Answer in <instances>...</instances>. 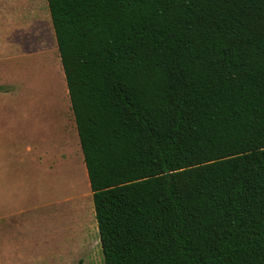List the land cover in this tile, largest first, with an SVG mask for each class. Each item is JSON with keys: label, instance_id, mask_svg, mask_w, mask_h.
Wrapping results in <instances>:
<instances>
[{"label": "trees", "instance_id": "trees-1", "mask_svg": "<svg viewBox=\"0 0 264 264\" xmlns=\"http://www.w3.org/2000/svg\"><path fill=\"white\" fill-rule=\"evenodd\" d=\"M104 264H264V0H47Z\"/></svg>", "mask_w": 264, "mask_h": 264}, {"label": "rangeland", "instance_id": "rangeland-1", "mask_svg": "<svg viewBox=\"0 0 264 264\" xmlns=\"http://www.w3.org/2000/svg\"><path fill=\"white\" fill-rule=\"evenodd\" d=\"M0 85L9 88L2 97L7 102H17L19 113L16 123L9 121L13 118L2 107L0 130H6L7 134L15 129L21 137L15 140L0 132V148L7 149L12 142L15 147L23 145L25 166L32 173L38 192H45L34 198L76 200L92 220V195L44 0H0ZM2 158L0 154V162L7 160ZM17 171L22 173V168ZM8 185V197L14 190L16 197L25 201V192L30 185L33 187V180H26L24 185L15 175ZM30 200L32 204L33 199ZM19 202H8V205L15 206ZM60 222L61 219L44 218V224L59 226ZM63 225L64 219L61 227ZM39 229L42 231V225ZM57 247L40 251L41 264H103L98 249L93 250L90 258L85 248L62 251ZM62 254L67 257L66 261H60Z\"/></svg>", "mask_w": 264, "mask_h": 264}, {"label": "crops", "instance_id": "crops-1", "mask_svg": "<svg viewBox=\"0 0 264 264\" xmlns=\"http://www.w3.org/2000/svg\"><path fill=\"white\" fill-rule=\"evenodd\" d=\"M44 1L48 15L50 31L52 33L54 45L57 49L54 28L51 21L47 0ZM27 7L30 8L31 6ZM8 91V87L0 85V114L5 108L6 110H4L6 111V114L10 113L11 117L13 118L9 121L16 123V118L19 116L18 110L16 111L18 106L17 102H12L11 100L7 102L8 100L2 97L5 92ZM10 104L15 105L16 107ZM8 109H10L9 112H7ZM12 128L14 129V127ZM9 131L10 132L5 134L6 130H0V132H3L8 138H14L16 140L18 136L20 137V132L18 130L14 129ZM9 133L13 134L10 136ZM1 143L2 140H0V144ZM20 143L22 144L21 141ZM0 154L7 159L4 161V158H2L4 162H0V171H2V173H0V264H41L40 251H48L51 246H54L55 248L56 245L58 246L56 249L62 251L63 249H72L73 247L74 249L85 248L86 251H88V257L90 258L93 257V250L98 249L103 259L93 199V221L88 219V215L84 206H81L78 202H76V200L66 202L61 198L52 199L50 197L49 199L47 198V200H37L34 197H37V195L43 194L45 192H38L32 173L25 166L23 145H21V147H15L14 142H12V145L7 149L0 148ZM33 155L34 154L31 153V157ZM20 168H22V173L17 171V169ZM15 175L19 176L24 185L26 180H33V187L30 185L29 191L25 192V201H23V198L20 196V198H17L16 193L14 194V190L11 191V196L8 197V181L9 179H13ZM27 197L33 199L32 204L31 200ZM8 202L19 203H15V206H9ZM46 216L49 218H55V220L61 219L59 226L58 224H44V218ZM62 219H64V225L61 227ZM78 221H80V223H76ZM41 225L42 231L39 229ZM89 225L91 226L89 227ZM42 233L44 234L41 235ZM65 257L66 256H63L62 254V256H60V261H66L67 257Z\"/></svg>", "mask_w": 264, "mask_h": 264}]
</instances>
